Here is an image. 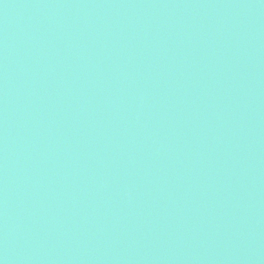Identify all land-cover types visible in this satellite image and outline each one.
Listing matches in <instances>:
<instances>
[{
	"label": "water",
	"instance_id": "water-1",
	"mask_svg": "<svg viewBox=\"0 0 264 264\" xmlns=\"http://www.w3.org/2000/svg\"><path fill=\"white\" fill-rule=\"evenodd\" d=\"M0 264H264V0H0Z\"/></svg>",
	"mask_w": 264,
	"mask_h": 264
}]
</instances>
